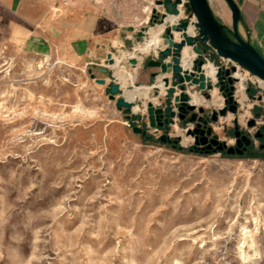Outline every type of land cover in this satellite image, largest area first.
I'll return each mask as SVG.
<instances>
[{
	"label": "rangeland",
	"instance_id": "rangeland-1",
	"mask_svg": "<svg viewBox=\"0 0 264 264\" xmlns=\"http://www.w3.org/2000/svg\"><path fill=\"white\" fill-rule=\"evenodd\" d=\"M115 2L125 24L160 16L158 1ZM12 22L0 7V264H264L263 155L191 151L177 125L181 150L160 141L166 129L146 139L92 67L27 52ZM240 103L213 124L230 146L236 121L252 136L264 125Z\"/></svg>",
	"mask_w": 264,
	"mask_h": 264
},
{
	"label": "crops",
	"instance_id": "crops-1",
	"mask_svg": "<svg viewBox=\"0 0 264 264\" xmlns=\"http://www.w3.org/2000/svg\"><path fill=\"white\" fill-rule=\"evenodd\" d=\"M148 2L151 4V0ZM234 2L240 10L238 29L241 37L264 57V0H234ZM209 4L219 22L226 31L229 30L232 34L233 14L228 3L225 0H209ZM0 7L13 16L11 24L13 35L23 38L22 46L27 52L45 56L59 53L62 59L77 62L79 65L83 64V67L87 69L89 67L94 68L98 78L107 80L105 86L101 85L107 98L106 88L113 83L119 84L123 90L121 96L133 102V109L121 108L109 98L108 100L114 104L120 117H124L125 124H134L135 115H139L136 117L137 120L146 126L148 119L145 111L148 102L151 101L156 105L164 102L167 88L164 85L162 87L161 82L166 75L161 72L160 68L148 65L151 59H156L157 49H163L164 45L161 41L159 46L151 48L146 53L136 50L138 45L147 40L148 35L138 41V32L143 28V24L136 27L119 20L116 10H114L116 7L115 0H74L69 4L63 3L62 0H0ZM160 8L159 12H164L163 7ZM188 17H192L190 9H186L174 22H182ZM170 23L172 22L167 21L165 25L157 24L155 27L163 26L164 32ZM152 25L148 23L149 27ZM132 27L134 30L130 29ZM179 35L176 41L182 38L181 33ZM97 44L106 45L107 50L112 45L119 54L118 56L114 55L119 63L106 66L105 59L95 58L93 54ZM185 48L189 49L193 58L197 56L192 52L191 47L186 46ZM134 53L137 55L136 57L132 56ZM210 54L211 57L207 64L227 67L233 65L231 61L218 56L211 46ZM138 56L142 58L140 59ZM130 58H136L139 63L135 66L131 65L128 62ZM101 67L108 68L109 72L107 74L99 72ZM240 71L246 74L241 69ZM118 73H122L126 77V85H123ZM154 74H158L155 81L153 80ZM246 76L244 83L246 99H244L243 107L247 106L249 111L259 110V117L263 119L264 88L261 83H258L256 76H248L247 74ZM187 89L204 96L203 92L201 93L198 87L194 85H188ZM130 90L140 91L142 94L136 95L133 100H129L126 97V92ZM213 90V93L212 91L209 92L211 98L213 97L212 94L217 92L223 99V93L219 91L217 86ZM157 92L159 95L153 97ZM248 102L252 103L247 104ZM202 103L205 106L211 105L213 110L220 108L213 101L206 102L204 98ZM135 106H139L140 110L136 111ZM187 123V121L179 122L177 120L175 125L183 130L188 125ZM174 126L172 129L177 132ZM161 130L165 129L159 128L157 132Z\"/></svg>",
	"mask_w": 264,
	"mask_h": 264
},
{
	"label": "water",
	"instance_id": "water-1",
	"mask_svg": "<svg viewBox=\"0 0 264 264\" xmlns=\"http://www.w3.org/2000/svg\"><path fill=\"white\" fill-rule=\"evenodd\" d=\"M225 1L233 14L232 34H229L216 18L209 0H158V6L163 7L164 12L160 13L159 16L156 14V10L153 11L155 18L151 19L152 27H143L138 32V41L147 36L149 30L155 25H165L167 21H170L169 17L179 18L186 9L191 10L192 17H188L182 22L170 23L161 34L160 40L164 48L157 49L156 59H151L148 65L160 68L161 72L166 75L163 78V84L167 88L164 102L157 105L151 101L148 102L146 128H141L134 123V132L142 134L148 140H153V135H147L149 131L159 128L166 129L165 133L159 137L160 141L164 144L173 142V148L181 150L183 149L181 136L178 135L173 140L167 131L179 120V122H188L184 130L192 136L196 147L199 145L206 146V153L213 150L214 153L220 152L228 156H242L252 145V138L247 134L242 135L238 121H236L234 132V136L237 138L236 147L222 141L213 128V124L219 122V119L227 116L228 113L238 114L241 103L237 95L240 80L235 76L239 69L236 65L232 67L215 66V80L206 75L204 67L211 57L210 46L221 58L237 64L240 68L247 69L252 75L264 81V57L241 37L238 29L240 10L234 0ZM130 29L134 30L133 27ZM175 33H181L182 38L179 41H176ZM186 46L191 47L192 52L197 55L193 58L190 68L183 66V52ZM115 54L116 56L119 55L112 45L107 50L106 45L97 44L93 56L105 59L106 66H113L116 64ZM128 62L134 66L139 63L136 58H130ZM99 72L107 74L109 69L101 67ZM88 73L97 84L102 86L107 84L105 78L95 76L92 68L88 70ZM157 75H153L154 81ZM188 85L198 87V90L208 98H211L209 92L217 86L219 91L223 93V106L214 109L211 116L204 120L200 114H205L206 110L192 103L191 93L187 89ZM106 92L109 100L115 102L117 106L129 110L133 109V102L121 96L123 90L119 84H111L106 88ZM209 122L210 126L207 127ZM256 124V119L248 122L249 127H254ZM203 125H205L204 128H202ZM213 134L214 136L209 139ZM257 136L259 137L260 134ZM191 151L193 150L191 149Z\"/></svg>",
	"mask_w": 264,
	"mask_h": 264
},
{
	"label": "bare ground",
	"instance_id": "bare-ground-1",
	"mask_svg": "<svg viewBox=\"0 0 264 264\" xmlns=\"http://www.w3.org/2000/svg\"><path fill=\"white\" fill-rule=\"evenodd\" d=\"M170 19H175L176 17H169ZM163 31V26H158V27H154L152 28V35L150 36L149 40L146 41L144 43V45L142 46H139L138 47V50L141 52V53H146L148 52L151 48H156L158 45H157V37L158 35ZM136 54L134 53L132 56L134 57ZM195 58V57H194ZM192 59H193V55L189 52V49L188 48H185L184 49V52H183V66L185 68H190L191 67V63H192ZM191 61V62H190ZM117 63H119V61H116ZM123 62V61H122ZM122 65V63H121ZM118 66V65H117ZM124 68V67H123ZM123 70V69H122ZM204 70H205V73L208 77H211L213 80L216 79V68L215 66H213L211 63L209 64H206L205 67H204ZM118 72V71H117ZM121 72V71H119ZM119 74V77L120 79L124 80V83H127V79L126 77L122 74V73H118ZM236 77H238V79L240 80V83H239V88H238V91H237V95L239 96L240 98V101H244V99H246V94H245V80L247 78L246 74H243L240 69H238V71L236 72L235 74ZM261 81V84L264 86V81L263 80H260ZM163 82H161V86L163 87ZM214 91V90H213ZM212 91V93H213ZM193 91H191L190 93H192ZM142 93L140 91H131L128 93L127 95V98L129 100H132L135 98L136 95H141ZM212 98H211V102L213 101L214 104H216L218 107H222L223 106V99L222 97L216 92L214 93V95L212 94ZM203 98L205 99L206 102H209V100H207L204 96L196 93L193 98H192V103L197 105V106H205L202 102H203ZM219 104V105H218ZM146 107V106H145ZM136 111L140 110V107L139 106H135L134 108ZM178 133L180 135H183V132L181 129H178ZM189 140V138H186L184 137V140H183V143H187ZM248 232V231H246Z\"/></svg>",
	"mask_w": 264,
	"mask_h": 264
},
{
	"label": "flooded vegetation",
	"instance_id": "flooded-vegetation-1",
	"mask_svg": "<svg viewBox=\"0 0 264 264\" xmlns=\"http://www.w3.org/2000/svg\"><path fill=\"white\" fill-rule=\"evenodd\" d=\"M200 116L203 117V119H208L211 115L205 113V114H200ZM198 124V123H197ZM210 126V122L208 123L207 127ZM205 125H203L202 128H204ZM252 128V127H251ZM242 131V135L244 134H247L249 135V137L252 138L253 142H252V145L248 147V149L244 152V154L242 156H239V157H245L250 151H254L255 153L259 154V155H263L264 156V125L261 126L260 128H258V130L256 131L255 135L252 136L250 133H248L246 130H241ZM235 132V131H234ZM260 134V136L258 137L257 135ZM214 136V134L212 136L209 137V139H211L212 137ZM235 137V136H234ZM174 140V139H173ZM235 143L233 146L236 147L237 145V138L235 137ZM256 141H259V148H257L256 146ZM165 144H168V145H171L173 147V142L172 143H165ZM193 151H196V152H201V153H206L207 150H206V146H202V145H199L196 147L195 143L192 144V148H191ZM209 153H214L213 150L210 151ZM234 156H238V155H234Z\"/></svg>",
	"mask_w": 264,
	"mask_h": 264
},
{
	"label": "built area",
	"instance_id": "built-area-1",
	"mask_svg": "<svg viewBox=\"0 0 264 264\" xmlns=\"http://www.w3.org/2000/svg\"><path fill=\"white\" fill-rule=\"evenodd\" d=\"M74 0H62V2L63 3H65V4H69L70 2H73ZM233 63V62H232ZM233 65H236L239 69H241L237 64H235V63H233ZM249 72V71H248ZM257 78V80H258V83H261V79H259L258 77H256ZM263 88H264V86H263ZM154 131V133H156L158 130H153Z\"/></svg>",
	"mask_w": 264,
	"mask_h": 264
},
{
	"label": "trees",
	"instance_id": "trees-1",
	"mask_svg": "<svg viewBox=\"0 0 264 264\" xmlns=\"http://www.w3.org/2000/svg\"><path fill=\"white\" fill-rule=\"evenodd\" d=\"M227 32L230 34V31H229V30H228ZM256 155L258 156V154H256ZM263 157H264V156H263Z\"/></svg>",
	"mask_w": 264,
	"mask_h": 264
}]
</instances>
